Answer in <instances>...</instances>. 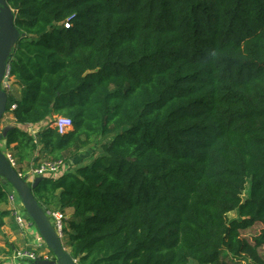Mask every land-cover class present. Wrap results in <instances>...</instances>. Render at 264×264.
Returning <instances> with one entry per match:
<instances>
[{
    "label": "trees",
    "instance_id": "obj_1",
    "mask_svg": "<svg viewBox=\"0 0 264 264\" xmlns=\"http://www.w3.org/2000/svg\"><path fill=\"white\" fill-rule=\"evenodd\" d=\"M7 2L24 34L4 139L20 170L111 138L33 190L71 211L76 264H264V0ZM56 116L67 133L23 129ZM8 218L0 184V232Z\"/></svg>",
    "mask_w": 264,
    "mask_h": 264
},
{
    "label": "water",
    "instance_id": "obj_2",
    "mask_svg": "<svg viewBox=\"0 0 264 264\" xmlns=\"http://www.w3.org/2000/svg\"><path fill=\"white\" fill-rule=\"evenodd\" d=\"M14 20L15 13L7 0H0V122L6 113L8 101V95L2 89V83L6 81L4 76L8 69L10 55L19 39L24 36L16 29ZM12 128L14 126L0 129V143L4 141L8 131ZM43 178L35 177L29 180L26 176L21 177L0 150V184L12 188L17 193L27 217L33 222L45 245L53 254V259L36 260L32 264H76L70 253L65 251L62 241L46 216L44 207L33 195L34 188Z\"/></svg>",
    "mask_w": 264,
    "mask_h": 264
},
{
    "label": "built area",
    "instance_id": "obj_3",
    "mask_svg": "<svg viewBox=\"0 0 264 264\" xmlns=\"http://www.w3.org/2000/svg\"><path fill=\"white\" fill-rule=\"evenodd\" d=\"M6 81L2 83V89L7 93L12 90V84L9 79V68L6 70L5 76ZM15 109V104L10 106V111ZM47 126L55 128L58 133L65 134L72 128V122L69 118L56 116L54 117ZM29 133L35 136L36 132L32 128H29ZM6 160L9 164L17 170L18 174L23 177L26 176L29 180H33L35 177H46V176H59L61 169L68 165V163L62 161H41L35 167L30 168L26 173L20 170V166L12 153L11 148H4L3 152ZM7 206L10 210V218L15 223L17 228L24 234L27 240L25 246L19 250H15L12 253L11 258L8 263L12 264H32L36 260H50L53 259L52 254L47 251V246L45 245L42 237L36 230V234H33L34 244L31 245L24 231L31 230L35 228L33 222L27 217L25 210L19 200L17 193L10 187L7 188ZM46 216L50 221L52 227L54 228L57 236L62 241L63 228L65 221L67 220L66 215L63 211L59 209L52 208L46 211ZM36 229V228H35ZM33 232V231H32ZM46 249V250H45Z\"/></svg>",
    "mask_w": 264,
    "mask_h": 264
},
{
    "label": "rangeland",
    "instance_id": "obj_4",
    "mask_svg": "<svg viewBox=\"0 0 264 264\" xmlns=\"http://www.w3.org/2000/svg\"><path fill=\"white\" fill-rule=\"evenodd\" d=\"M11 84H12V90H11L12 94L14 95V97L19 98L20 95H21L20 87L17 86V85H15V84H13L12 81H11ZM53 118H54V117H53ZM53 118H52V119H53ZM52 119H51V120H52ZM2 124H3V122L0 123V129H2ZM23 129H24V128H23ZM23 129H22V130H23ZM38 129H40V128H38ZM110 139H111V138L108 137V138H106V139L101 138V139H97V140H95L91 145H89L88 147L84 148V149L81 151L80 156H78V157L74 160V162H71V164H73V165H70V163H69V165L63 167V168L61 169V172H60L59 175H62V174L66 173V172H69V171H74V170H75L77 167H79V166H83V165L90 164V163L94 160V158H95L96 156L101 155V153H102L101 145H102L103 143H105V142L110 141ZM0 150H1L2 152H4V146L2 145V142L0 143ZM12 153L14 154L13 151H12ZM43 161H44V160H43ZM39 162H40V161H39ZM22 172L25 173L26 171L23 170ZM7 188H8V186H7ZM248 189H249V184H247V186H246V191H245L244 194L242 195L243 198H246V197H247ZM48 210H50V208H49ZM64 214H65V212H64ZM65 215H66V214H65ZM235 218H237V214H236L235 212H231V213L228 214V219H235ZM14 227H16V226L14 225ZM260 228H261L260 225H254V226L251 227L250 229H247V230H245V231H241V232H240L241 237L244 238V239H246V240H248L249 242H251V238L254 237V236L258 233V230H259ZM3 229H4V228H3ZM3 229H2V230H3ZM14 231H15V235H16V237H17V240L14 241V242H10V240H6L5 238L2 239L3 237H5V233H4L3 231L0 233V235H1V236H0V237H1V238H0V241L3 242V243L5 242V248L7 249V250H6V253H7V254H10V255H9V258L6 259V263H8V260H9V259L11 258V256H12V253H13L15 250H19V249L23 248V247L25 246L26 242H27V240L24 239L25 236H24V238H23V236H21V234H20L21 231H17V230H14ZM32 231H33V232H32ZM32 231H31L30 229L27 230V231H24V232H25V235H26V237L28 238V241H29V243H30L31 245H33L34 242H35L34 239H32V238H33L32 235H33V234H36V233H35V232H36V229L33 228ZM23 235H24V234H23ZM62 244H63V246H64V248H65V251H66L67 253H70V248H69L68 240H65V238H63V239H62ZM0 249H2V251L5 252L4 248H0ZM45 250H46V249H45ZM47 251H49V252L52 254V252H51L49 249H47ZM259 252H260L259 255H261V257L264 259V248L261 247V248L259 249ZM52 256H53V254H52ZM222 257H224V255H223ZM224 258H225V257H224ZM228 260L231 261L230 259H228ZM0 262H5V261H0ZM245 262H247V261L245 260ZM6 263H0V264H6ZM25 264H29V263H25ZM189 264H197V263H196L195 261H193V260H190V261H189ZM232 264H237V263L234 262V261H232ZM240 264H241V263H240ZM247 264H249V263L247 262Z\"/></svg>",
    "mask_w": 264,
    "mask_h": 264
},
{
    "label": "crops",
    "instance_id": "obj_5",
    "mask_svg": "<svg viewBox=\"0 0 264 264\" xmlns=\"http://www.w3.org/2000/svg\"><path fill=\"white\" fill-rule=\"evenodd\" d=\"M14 117H13V115L12 114H10V113H5L4 114V116L2 117V119H1V122H3V124H2V128H4V127H6V126H15L16 124L14 123ZM49 121H51V120H46V122H43V123H41V124H37V125H28V126H25L24 127V130H26L27 132H29V128H32L33 130H34V132H38V131H40L41 129H43V128H45V127H47V124L49 123ZM0 122V123H1ZM16 126H18V125H16ZM19 127H21V126H19ZM38 128H40V129H38ZM2 145L4 146V148H5V145H4V141L2 142ZM11 148H12V146H11ZM31 168V166H28L27 164L25 165H21V171H23V170H25L26 172L29 170ZM25 172V173H26ZM50 209H52V208H50ZM65 212V214H66V217H67V219L70 217V215H71V211L70 210H65L64 211ZM6 226L4 227V229L2 230L4 233H5V237H3L2 239H6V240H10V242H14V241H16L17 240V237H16V235H15V231L14 230H17V231H20L18 228H17V226L15 225V223L12 221V219L11 218H8L7 220H6ZM14 225L16 226V227H14ZM1 233V232H0ZM20 234H21V236H23V238H24V235L20 232ZM1 236V235H0ZM1 238V237H0ZM25 239V238H24ZM0 248H4V250H5V252L4 251H2V249H0V261H5V262H0V263H6V259H8L9 258V255L10 254H7L6 253V248H5V242L3 243V242H1L0 241ZM6 264H12L11 262H9V263H6ZM250 264V263H249Z\"/></svg>",
    "mask_w": 264,
    "mask_h": 264
}]
</instances>
